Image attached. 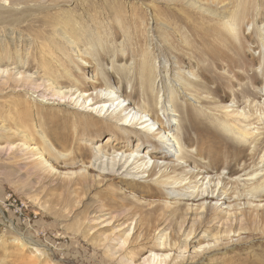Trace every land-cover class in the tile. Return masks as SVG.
Wrapping results in <instances>:
<instances>
[{
	"label": "rangeland",
	"instance_id": "rangeland-1",
	"mask_svg": "<svg viewBox=\"0 0 264 264\" xmlns=\"http://www.w3.org/2000/svg\"><path fill=\"white\" fill-rule=\"evenodd\" d=\"M14 4L20 10L32 7L28 19L39 13L46 23L38 25V34L0 24V45L4 41L12 54L0 60V264H142L158 243L156 226L178 207L177 199H182V209L172 228L164 231L170 238L178 239L182 215L189 212L188 219L196 217L202 201L191 200L190 195L197 188L169 197L156 182L163 175L159 168L149 177L141 174L143 166L127 171L126 164L115 165L110 145L128 143L135 150L141 144L143 155L158 148L157 141H139L135 134L115 139L109 125L115 111L98 117L70 102L71 98L80 92L94 96L97 87L111 85L114 91L121 86L124 94L134 87L137 93L125 104L138 108L146 71L151 75L146 90L154 93L159 109L171 96L213 117L236 108L254 112V104L262 108L264 0H23ZM235 11L238 37L222 25ZM63 22L73 29L64 32ZM202 37L216 43L223 55L217 63L203 59ZM203 65L212 69L206 72L213 79L201 75ZM10 75L25 79L10 82ZM191 79L204 81V86L194 87ZM58 93L67 96L59 98ZM168 105L174 108L172 102ZM157 115L167 121L162 109ZM189 115L184 112L181 118L187 127L192 121ZM254 122L263 142L252 156L248 146L228 140L213 149L207 146L214 139L211 135L201 137L199 131L185 130L193 140L187 148L194 155L186 165L204 171V164L211 163L210 176L220 179V186L226 184L217 199L208 198L207 205L220 211L207 218L215 214L227 222L231 213L244 219L233 225L241 230L240 237L220 240L219 249L206 254L196 251L214 243L223 227L203 228L208 233H199L198 237H205L190 248L188 264H264V193L252 191L264 188V120ZM178 125L179 121L174 129ZM202 146L214 152V159L199 155ZM237 148L244 154L234 151ZM59 151L63 156L56 159ZM231 161H247V166L232 174ZM174 172L186 174L184 169L167 173ZM245 173L257 176L247 185ZM108 215H113L111 224L101 223ZM128 220L137 227L127 250L120 251L116 242L108 243L105 237ZM18 240L26 243L24 249ZM39 247L45 252L40 259L34 256Z\"/></svg>",
	"mask_w": 264,
	"mask_h": 264
},
{
	"label": "bare ground",
	"instance_id": "bare-ground-1",
	"mask_svg": "<svg viewBox=\"0 0 264 264\" xmlns=\"http://www.w3.org/2000/svg\"><path fill=\"white\" fill-rule=\"evenodd\" d=\"M17 1L23 0H0V24L7 23L10 25H16L17 27H20L25 31L31 32L33 34H38V25H42V23L46 22H44L42 17L39 16V13L34 14V16L31 18L32 20L28 19L31 16L30 10H33L32 7L27 6L20 10L14 7V3ZM236 14L237 13L235 11L233 14L227 16V18L222 21V25L230 35L238 37L237 32L239 28V19ZM60 26L63 27L64 32L68 31L69 29H73L70 23L63 22ZM260 29L262 31L260 34V39L262 42V47L264 48V24L260 26ZM210 31L211 30L205 31L203 36H209ZM202 40L203 43H205L204 51L206 52V54L202 55L203 59L209 58L212 62L217 63V61H219V59L222 58L223 55L217 52L216 43L203 37ZM5 45L6 44L4 43V41L3 45H0L1 63L4 59L7 58L8 55L12 56L10 49ZM206 70L212 71V69H210L209 67H206L204 65L200 66L201 75L206 79H213L214 75L207 74ZM145 72L146 71H144L145 81L142 84V101L140 103H136L137 106H139L138 108L136 106L125 104L127 98L137 93L138 89H135L134 87H132V90L129 93L125 94L122 93L123 91L121 86L117 87L114 91H111L114 87L111 85L99 88L97 87L95 88L98 91L96 95L93 96V94H91L85 97V94L80 92L75 99L74 97H72L70 102L79 104V106L82 107L81 109H84L85 112L98 117H103V115H105L106 113L109 112V114H111L115 111V113H113L115 119L109 122L111 129L114 131L115 136L113 137H115V139H120L117 138L118 136H126V138H129L132 134H135L140 137L139 141L140 139L141 141H143L144 138H153L157 141L158 148H151L143 155L140 153L141 144L138 145L135 150H132L130 144L128 143L123 144L121 142H118L116 144L110 145L109 149L112 152L111 154L115 155L113 157L115 165L121 167L123 164H126L125 166H128V168L126 169L127 171L130 167L132 169H140L143 166L141 174L147 173L149 177H153L156 174L154 173V171L159 168L160 173H163V175L159 179H157L156 182L157 184L162 185L163 190L166 191L169 197H172L173 194L177 192L179 196L186 195L187 192L184 191H187L190 188H197V193H191L190 195L191 200L199 198V200L202 201L197 209L195 215L196 217L192 218V216H190V218L188 219L190 214L189 212H186L184 215H182L181 220H179V227L177 229L179 233L178 239L173 240L172 238H170L168 232L164 231L172 228L173 218L182 209L180 206L182 203V199H177L174 204L178 205V207L171 214L165 216L164 220L158 226H156L154 233L160 229V233L156 234V241L158 243L153 246L150 254H148V256L142 262V264H188L189 255H187V253L190 251V248L194 247V244L196 242L200 243V241L205 237L204 235L198 237L199 233H208V229L203 228H212L216 227L217 225L223 227L222 230H220L219 234L216 236L217 242L216 240L214 243L208 242L207 246L203 250L196 251L200 254H206L209 252L208 250L213 251L219 249L221 244H218V242L220 240L223 241L224 239H227L228 241H230V239H232L235 235L240 237L241 230H234L233 225L234 222L238 220L242 222L244 221V219L243 217L240 219L239 216L232 215L231 213L227 215V222L223 221L224 216L221 217L215 214L210 215V217L207 218L212 211H220V207L216 205H207L208 198L217 199L222 194V189L226 186V184L224 183L220 186V183H222L221 180H214V177L210 176L209 172L212 169L211 163H203L204 171H195L194 168H196V166L190 168L189 165H186V163L188 162L192 163L190 162V159L194 158V155L187 148V145L189 146V144H191L193 140L189 137L188 134H185V130L191 128L194 131H199L198 134H201V137H203L204 135H211L214 139L211 143H208L207 146H209L210 148L213 147V149L217 148V146L221 145V143L223 142L227 143L228 140H232L235 143L237 142V144L240 146H248L250 148L249 156H252L257 152L260 144L263 142L262 138L257 135L259 133L257 131L259 128L253 125L255 124V119H258V121L264 120V92L261 93V96L263 97V112L261 111L262 108L258 109V105L254 104V112L236 108L233 110H225V112L218 117H213L210 112H207L205 110L195 112L196 110L188 108V104H183L178 99H174V97L171 96V101L168 100L166 102L165 100V103L161 106V109L163 110L164 115L167 119V121L165 122L161 120L157 115L158 110L161 109H159V103L157 102L156 96L150 90H146V86L150 83L151 75L150 72ZM23 78L24 77L15 78L10 75L8 80L10 82L13 81L15 83H18L19 81L21 82L20 79ZM191 81L192 83H194V87L204 86V81H195L193 79H191ZM33 84L36 85L37 83L33 82ZM39 87L40 85H36L35 88L38 89ZM217 91L218 88L213 90V92L215 93H217ZM57 96L59 98H64L67 95L65 94L64 96H61L58 93ZM168 102L173 103V109L169 108ZM203 102H205V100H200L201 104ZM184 112H187V114H190L189 116L192 117V121L190 120L191 122L189 123V127H187V124H185V122H181L182 113ZM158 121H160V123ZM178 121L179 125L176 127V129H174V125L177 124ZM84 122L88 123V121H81V123ZM157 123H159V127L156 129L155 126L157 125ZM202 147V149L205 148L204 146ZM208 150L209 148H205L204 152H201V154L199 155L204 158L207 157L211 161L212 159H214L215 155L214 152ZM234 151L238 152L241 155L244 154V151L241 148H237ZM61 156H63V154L59 151L55 158L59 159V157ZM174 156L177 157L176 161L168 160V157ZM261 160L264 162V154L261 155ZM197 162L200 164L202 163L201 161ZM41 164L46 167L48 163L43 160ZM237 164L239 163H234L233 161L229 163V165L233 166V168L231 167L232 169L230 171L232 174H235L239 170L244 169L247 166V161H243V163L239 165ZM178 169H184V172L186 174L177 176L178 174L176 175V172L172 174L167 173L169 171H175ZM112 174L116 176L117 172H113ZM244 175L246 176L245 184L248 185V182L250 180L255 179L257 173H245ZM252 191L254 192V194L264 193V188L258 186L257 188H255V190ZM225 192L228 193V191ZM224 199H227V197H225ZM201 209H204L206 212L200 211ZM103 216L105 215H102V217ZM112 217L113 215H108V217L104 218L101 223L111 224V222L113 221ZM187 223H191V226H189L188 229ZM162 224H164V227L161 229L160 226ZM136 227L137 226H134V221L128 220L126 222H119L118 225L114 227L112 234L106 235L105 238L108 240V243L110 241H112V243L116 242V245H118V249L120 251H125L131 243L132 234L136 230ZM120 233L121 235H119ZM19 240V246L24 249L26 247V243L22 241L20 242ZM174 249L177 250V254H172V251ZM43 250L44 249L40 247L36 248L37 253L35 252L36 254H34V256L38 259L42 258V256L45 254ZM253 264L259 263L253 262Z\"/></svg>",
	"mask_w": 264,
	"mask_h": 264
}]
</instances>
